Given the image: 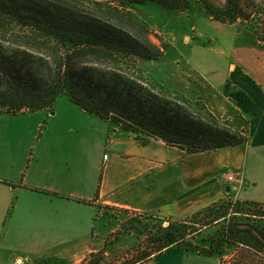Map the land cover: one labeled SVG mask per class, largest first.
Returning <instances> with one entry per match:
<instances>
[{
	"label": "crops",
	"instance_id": "obj_1",
	"mask_svg": "<svg viewBox=\"0 0 264 264\" xmlns=\"http://www.w3.org/2000/svg\"><path fill=\"white\" fill-rule=\"evenodd\" d=\"M236 38L218 48L224 62L220 70L212 63L207 75L216 77L215 85L230 81L234 124L247 133L242 144L189 153L123 130L66 95L43 109L0 110V264L132 259L136 252L128 245L112 255L123 241L109 237L114 228L103 207L181 218L224 198L264 203V45L236 44ZM58 102L72 109L58 112ZM226 170L240 177L228 182ZM137 264L220 259L170 245Z\"/></svg>",
	"mask_w": 264,
	"mask_h": 264
},
{
	"label": "trees",
	"instance_id": "obj_2",
	"mask_svg": "<svg viewBox=\"0 0 264 264\" xmlns=\"http://www.w3.org/2000/svg\"><path fill=\"white\" fill-rule=\"evenodd\" d=\"M192 1L0 0V110L15 114L43 109L66 95L80 108L123 130L152 135L189 153L246 142L245 131L222 123L204 102L170 90L140 65L143 60L159 59L165 47L150 40L146 24L124 4L150 2L185 10ZM198 1L214 20L249 23L264 42V0ZM217 203L184 218L163 217L168 225L145 232L144 246L135 247V256L120 264L141 263L170 245L217 256L223 254L224 246H243L247 249L241 251L238 264H264L251 253L264 252V240L253 232L254 228L264 238V223L229 219L217 233L199 238L208 244L203 249L186 240L187 230L201 232L195 224ZM257 216L264 218V214Z\"/></svg>",
	"mask_w": 264,
	"mask_h": 264
},
{
	"label": "rangeland",
	"instance_id": "obj_3",
	"mask_svg": "<svg viewBox=\"0 0 264 264\" xmlns=\"http://www.w3.org/2000/svg\"><path fill=\"white\" fill-rule=\"evenodd\" d=\"M216 1L223 3L224 0ZM124 5L137 20L146 24L150 40L156 46L165 47L159 59L140 62L143 70L170 90L204 102L206 108L222 123L244 131V128L239 129L234 124L238 118L234 116L232 98L227 95L232 89L230 81L215 85L212 80L217 79L215 76L207 75V69L214 63L218 64L214 67L220 70L219 65H222L224 60L218 58L217 51L218 48L230 42L231 36L234 35L235 38L237 36L236 44L249 43L252 40L259 41L250 24H244L241 20L235 24L214 20L205 13L198 0H193L185 10L164 9L150 2ZM259 43L264 45V42L259 41ZM60 100L64 101L68 107H73L72 104H68L70 102L66 98ZM60 103H55L58 112L72 109L60 107ZM73 109L77 110L74 107ZM29 121L33 122L32 119ZM235 200L233 198L219 200V203L195 224V228H200L201 232L197 233L195 229L187 230L186 240L197 243L200 249H203L208 244L201 242L199 238H207L217 233L216 230L223 227L229 219L260 225L264 223V218L257 216L264 214V203H243ZM103 210L109 213L110 227L114 228L109 237H122L121 241H123L121 245L111 248L112 255L120 252L118 250L125 245H128L125 249L129 252L133 250L135 253V247L139 249L142 245L144 246L145 232H155L159 226L165 227L169 222L159 216L144 217L117 209H106V207H103ZM193 227L189 226V228ZM246 249L238 245L224 246L223 254L215 256L220 259V264H238L241 251ZM251 253H255L256 259L264 260V252L252 251ZM121 258V256L115 257L110 263L118 264L124 260L127 261ZM116 260L119 262H115Z\"/></svg>",
	"mask_w": 264,
	"mask_h": 264
},
{
	"label": "built area",
	"instance_id": "obj_4",
	"mask_svg": "<svg viewBox=\"0 0 264 264\" xmlns=\"http://www.w3.org/2000/svg\"><path fill=\"white\" fill-rule=\"evenodd\" d=\"M104 158H107V155H104ZM223 176L228 182H232L240 177V173L236 170H226L223 172Z\"/></svg>",
	"mask_w": 264,
	"mask_h": 264
},
{
	"label": "water",
	"instance_id": "obj_5",
	"mask_svg": "<svg viewBox=\"0 0 264 264\" xmlns=\"http://www.w3.org/2000/svg\"><path fill=\"white\" fill-rule=\"evenodd\" d=\"M244 226H250V225H249V224H246V225H244ZM253 232H254L256 235H258V237H260V239L264 240L263 236H262V235H261L256 229L253 228Z\"/></svg>",
	"mask_w": 264,
	"mask_h": 264
}]
</instances>
